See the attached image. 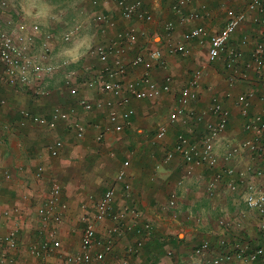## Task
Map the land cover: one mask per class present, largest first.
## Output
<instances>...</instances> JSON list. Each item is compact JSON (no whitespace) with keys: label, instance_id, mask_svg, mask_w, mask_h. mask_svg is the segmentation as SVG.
I'll return each mask as SVG.
<instances>
[{"label":"built area","instance_id":"obj_1","mask_svg":"<svg viewBox=\"0 0 264 264\" xmlns=\"http://www.w3.org/2000/svg\"><path fill=\"white\" fill-rule=\"evenodd\" d=\"M107 2L112 8L104 9L106 6L100 0H89L93 9L98 7V10L92 12V18L97 25L98 34L103 38L86 50L98 66L92 70H89V66L83 67V86L93 90L97 97L91 101L78 97L77 88L68 86L69 95L74 97L72 104H53L47 115L19 109L16 126L21 128L30 124L52 130L60 123L76 139H83L90 130L93 133L92 141L101 143L108 134L120 133L131 126L134 113L130 104L132 101H156L162 94L170 91V73L164 72L160 80L152 78L150 73L154 67L160 70L167 68L165 55L184 58L190 55L193 45L197 48L204 47L207 64L220 62L225 71L223 77L227 89L223 96L230 99L237 115L242 119L244 138L229 144L221 155L216 154L215 147L226 129L230 112L223 100L215 95L209 96L207 106L201 111L195 114L186 111L201 96L199 81L203 66L198 65L178 88L165 117L156 124L147 141L151 144L161 143L165 140L169 127L175 123L185 124V117H191L197 127L175 132L171 144L165 147L155 168L172 161L181 166L184 176H190L195 168L205 169L209 171V175L203 182V189L209 197L215 195L219 185L233 195L237 205L244 207L239 215H249L250 212L258 219H264V106L250 112L253 99L262 101L263 96L257 95L252 89L239 91L235 96L229 92L236 80L246 78V70L255 73L258 81H264V40L260 39L263 36L255 40L244 34L236 40L233 38L246 22V17L249 20L248 15L264 35V0H223L224 20L215 31H209L204 22L198 23L206 15L202 0H166V10L174 20L165 19L159 23L162 35H152V38L144 25L152 22L157 15L155 11L153 13V6L160 8L162 0ZM193 3H196V7H190ZM176 26L182 29L179 37L173 39ZM76 31L77 27H74L63 33L60 37L62 42H68ZM109 31L110 35L106 36ZM37 36L36 24L13 19L7 1L0 0V71L9 85L21 89L33 85L32 83H42L45 77H49L58 68V65L47 61L48 43L52 34L46 33L41 37L40 50L35 53L32 43ZM154 37H157L160 47L151 49L147 46L149 41L153 42ZM236 41L237 44L234 45ZM247 45H251V48L247 58L242 60L239 46ZM240 63L244 70L238 69ZM132 71L136 73L133 72L134 75L129 77ZM38 87L35 88V95H48L44 87ZM79 109L83 113H103L104 121L81 122L77 117ZM0 142L4 144V140L1 139ZM61 147L62 141L55 138L44 148L48 156L56 157ZM237 157L247 158V163L240 169L236 167V161L232 162ZM128 166L129 160L123 159L113 175L112 183L96 197L89 193L86 195L81 208L84 211L78 217L81 228L77 248L61 257L62 264H130L132 258L140 255L144 244L153 239L171 246L170 235L157 236L153 224L142 220L141 213L135 206L123 204L116 207V187H119L122 198L130 196ZM42 170V166H36L34 176L40 177ZM1 175L5 179L10 177L6 169L1 171ZM61 195V184L52 179L36 207L44 232L42 231L43 237L38 243L29 244L28 252L41 262L61 248L57 230L51 226L61 222L62 211L66 207ZM175 196L171 192L165 202V208L171 215L175 207ZM8 215V210L0 211L1 217L6 218ZM217 222L219 225L224 224L222 219ZM17 233L18 223L15 221L0 234V264H11L12 259L7 252L17 248ZM128 233L132 234V240L122 241ZM119 242L124 244L119 246ZM172 253V248L164 250L167 257H171ZM207 255L210 264H264V247L252 245L240 236L229 239L222 235L213 245L202 239L192 248L191 257L202 258ZM148 264L162 263H151L149 260Z\"/></svg>","mask_w":264,"mask_h":264},{"label":"crops","instance_id":"obj_2","mask_svg":"<svg viewBox=\"0 0 264 264\" xmlns=\"http://www.w3.org/2000/svg\"><path fill=\"white\" fill-rule=\"evenodd\" d=\"M52 1L64 4L71 3L63 4L57 13L51 15L48 13L49 6H45L42 3H50ZM77 1L39 0L35 3L36 7H30L31 10H25V13L23 11L18 13L19 11L15 9L16 14H12V17L17 20H27L25 18L31 14V18H33V20H30L31 22L42 24L47 29L54 27L58 32L56 40L54 39L55 41L50 43L52 54L49 57V61L51 64L53 62L58 65V68L53 72V78L49 85L53 89L51 93L53 101L62 99L68 94V84L76 87L78 91L80 90L79 76L81 78L82 73L80 67H78L79 56L86 50L88 45L90 46L93 42L103 38L98 34L92 18V12L98 10V7L95 9L90 8L87 2V8L85 7L84 11L77 4ZM162 1L164 6H167L166 0ZM202 2L206 15L198 23L204 22L205 24H203L206 25L209 31H215L224 20L223 0H202ZM100 3L106 6H103L104 9L112 8L107 0H100ZM72 5L73 8L70 9ZM190 7H196V3H193V6ZM9 8L8 6V10H10ZM26 14H28L27 17ZM86 14L88 20L84 18ZM158 15L161 17L160 21L155 15L152 22L144 25L153 36H156V34L162 35L159 23L165 19L174 20V17L163 7L159 8ZM49 16L51 17L49 18ZM248 17L249 20L246 17V22L233 35L234 40L242 34L251 37V40L263 36L260 39L264 40V35L251 22V16L248 15ZM71 20L74 21L70 23ZM90 21L94 24H90ZM74 27H77L74 36L68 42H62L61 35L69 30L71 31ZM178 27L180 26H177L176 30H174L173 39L179 37L182 28ZM108 33H111V31ZM236 44L237 41L234 45ZM148 47L151 49L160 47L157 37L153 38L152 44H149ZM193 47L191 54H196L197 52V54L203 56L198 60V64L203 66L202 76L199 81V87L202 88V91L200 90L201 96L199 100L192 102L186 108V111H192L194 114L201 111L207 106L211 95L223 100L224 104L229 108L230 116L226 129L215 147L216 154L221 155L229 144L244 138V133L241 129L242 119L237 115V111L231 104L230 99L223 96L227 88L223 77L225 71L221 63L207 64L204 49L197 50L195 45ZM239 47L242 50L243 60V58H247L251 45ZM165 59L167 68L163 71L158 67L152 68L151 77L160 80L164 72L168 73L170 71L173 74V70H178V76L184 79L186 74L181 69V66H173L172 64L175 63L167 55H165ZM238 69L244 70L241 63L238 64ZM133 72L136 73V71H132L129 74L130 76H128H133ZM246 74L245 79L234 82L232 87L229 88V92L232 96H235L239 91L252 89L257 95L261 94L263 96L262 101L257 99L252 101L250 112H254L264 106V81H258L257 75L250 70H246ZM180 82L181 80L177 84H180ZM32 84L35 85H27L20 90L14 89L5 81L0 71V100H5V105H0V140H4V144L3 142L0 143V211L2 209L9 211L8 217L3 218L0 216V234L4 233L13 222L16 221L18 223L17 248L7 252L8 257L12 259L11 264H62L61 257L67 253L74 252L78 244L81 228L78 217L84 211L81 208L88 194V192L84 191L82 183L86 180V183H89V194L94 195V197L98 196L108 185L107 181L110 177L107 178V176H112L120 160L127 157L130 158V167L127 169V174L131 181L132 193L128 198H122L119 187H116V207L125 204L135 206L138 210L140 209L139 211L142 212L141 219L152 221L155 224L153 226L157 236L166 234H160L158 229L169 230L165 232L168 235L170 234V244L172 245H163L160 241L153 239L144 244L140 255L132 258L130 264H148L149 260L151 261V256L155 257L154 261L157 263L170 264V257L164 254V250L168 247L172 248L176 257L182 258L183 255H188L187 258L190 264H210L208 255L202 258L191 257L192 248L202 239H206L211 244L222 235L233 239L232 236H228L229 233L233 236L246 238L248 241L264 243V219H258L255 216L251 218L246 213L244 216L241 214L240 216L239 213L243 211L244 207L237 205L235 200H233V195L226 190H224L225 197L221 199L220 191L223 188L219 185L214 195V201L217 206L212 208L210 197L199 186L200 178H202L201 183H203L208 177L209 171L195 168L191 171L190 176H184L182 171L180 174L174 173L169 176L166 171L154 176L150 174L151 171H154L157 159L145 147V142L147 141L143 140L146 137L144 132L149 129L148 127L145 129L139 125L132 124L128 130L112 133V137L107 136L101 143L94 142V144H90L89 139L84 140L85 138L80 143H71L67 130L60 123L52 130L30 124H26L21 128L17 127L16 121L19 118V109H27L31 113L41 115L49 113L50 106L46 108L42 101L43 99L32 96V94H35V88H39L38 84L43 86L45 84ZM171 89H173V82L170 86ZM151 102L153 101H150L152 105ZM146 103L145 100L132 101L130 103L134 111L136 110L134 121L139 117L140 119L145 118L144 120L150 117L149 107H142ZM185 118V124L175 123L169 127L168 132L171 136H174V133L180 129L185 130L189 129V127L192 129L197 127L191 117ZM56 137L62 140L63 145L58 156L50 157L44 147ZM118 139L121 140L118 141ZM139 140L142 142H139ZM110 151L116 154L117 159L111 158L112 153ZM118 159L120 160L118 161ZM114 160L117 162L114 163ZM235 161L236 167L240 169L247 163V158L237 157L232 162L234 163ZM84 162H89V168L85 171V174L80 175V167L83 168ZM38 165L42 166L43 170L41 176L36 178L33 173ZM4 169L10 173L8 179L3 178L1 175V171ZM86 173L89 174V178H84L87 175ZM51 179L61 184V196L66 203V207L62 211L61 222L51 225L57 230L61 248L41 262V260L29 254L28 246L33 242L38 243L43 237L41 233L42 231L44 232V228L39 222L36 207L46 193ZM106 179L107 181L104 183ZM171 192H175L177 196H175V207L171 211L172 215H166L167 219L160 211V205L168 198ZM88 207L90 209V204H88ZM215 216L219 217L218 219H222L224 224L219 225L217 217L214 218ZM175 218L176 220H174ZM169 221L173 222L171 223L172 225ZM131 240V233H128L122 239V241ZM122 244L124 243L119 242V246ZM181 258L180 261L182 260Z\"/></svg>","mask_w":264,"mask_h":264},{"label":"rangeland","instance_id":"obj_3","mask_svg":"<svg viewBox=\"0 0 264 264\" xmlns=\"http://www.w3.org/2000/svg\"><path fill=\"white\" fill-rule=\"evenodd\" d=\"M7 1V3H8V6L10 7L9 9V12H10V15H11V17L13 16L12 14H16L15 13V9H17L19 12L18 13H21L22 11L25 13V10H31L30 9V7H32V8H34V7H36V2H38L39 0H6ZM87 2H88V6L90 7V8H93V7H91V5H90V3H89V0H78L77 1V4H79V6H80V8H82L84 11H85V7L87 8ZM71 3V2H70ZM70 3H58V2H50V3H42V4H45V6H49V10H48V13L49 14H51V15H53V14H55V13H57V11H59V9H61V6L64 4V5H66V4H70ZM168 3V2H167ZM35 4V6H33ZM75 5H76V3H75ZM163 7V9L165 8L166 9V6H164V4H163V1L161 2V7H160V9ZM73 8V5L70 7V9H72ZM153 8H154V10H153V13H154V11H155V13H157V17H158V21H160V15H158V10H159V6H157V5H155V6H153ZM46 9V8H45ZM93 10V9H92ZM27 15L28 14H26V17H27ZM51 16H49V18H50ZM88 16H87V14L85 15V17L84 18H87ZM13 18V17H12ZM14 19V18H13ZM25 19H27V20H20V21H23V22H25V23H27V24H30V23H34V24H36L37 25V27H38V36H37V38L35 39V41H34V43H32V45H33V48H32V50H34L33 52H35V53H38V51L40 50V40H41V37L44 35V34H46V33H50V34H52V38H51V40H49V43H48V49H49V55H47V61L48 62H50L49 61V57H50V55L52 54V49H51V45H50V43L52 42V41H55L56 40V35H57V30H55V28L54 27H52V28H44L43 26H42V24L40 25V24H38V23H35V22H31L30 20H33V18H31V14H30V16H28L27 18H25ZM218 19H219V17H218ZM15 20H17V19H15ZM87 20H88V18H87ZM74 20H71L70 21V23L71 22H73ZM218 22V21H217ZM90 24H94L93 22H91L90 21ZM216 25H217V23H216ZM95 27L97 28V25L95 24ZM176 28H177V26L175 27V30H176ZM178 28H182V27H178ZM110 35V33H108V34H106V36H109ZM156 35H158V34H156ZM106 36L104 37V38H106ZM153 36H152V34H151V38H152ZM55 39V40H54ZM98 41H100V40H98ZM98 41H96V42H93L92 44H90V46L88 45V47L90 48L93 44H95V43H97ZM65 43V42H64ZM149 44H152V41L150 42L149 41ZM148 44V45H149ZM88 47L86 48V50L88 49ZM142 47H143V45H142ZM144 47H145V44H144ZM148 47V46H147ZM194 48V47H193ZM196 49L197 50H200V49H205L204 47H202V48H197L196 47ZM86 50H84L81 54H80V56H79V59H78V63H79V65H78V67H80V69H81V73H82V75H81V78H80V76H79V79H80V84H81V86L79 87V91L77 92V96L78 97H84V98H86V99H89V101H91V100H93V99H95L96 97H97V95H96V93L93 91V90H88V88H86V87H84L83 86V79H84V77H83V67H88L89 66V70H92V69H96L97 68V64L95 63V60L89 55L88 56V54H87V52H86ZM192 51H193V49H192ZM169 57V59H171L175 64H172L173 66H176V65H180L181 66V69L182 70H184V72H185V74H186V76H185V78L184 79H181V77L180 76H178V70H173V74H171L170 73V71H168V73H170L171 74V76H172V82H173V89H171L168 93H166V94H164L163 95V97L162 98H160L159 100L157 99L156 101H153V102H151L152 103V105L150 104V101H146L147 103L145 104V106L143 105L142 107H149V112H150V117H147L146 118V120H144V119H140V117L139 118H137L135 121L133 120L134 119V117H135V115H136V110L134 111V113H133V116L131 117V125L133 124V125H139V126H141V127H143V128H145V129H147V127L149 128L148 130H146L144 133H146V137H144V139L143 140H146L147 141V139H149L150 137H151V134L153 133V130H154V127L156 126V122H159L160 120H162L164 117H165V115H166V113H167V111H168V109L170 108V106H171V104L173 103V99H174V95L176 94V91L178 90V88L180 87V86H182L184 83H185V81H186V79H187V76L189 75V73H190V71L193 69V68H195L196 66H198L199 64H198V60L199 59H201L203 56H201V55H199V54H197V52H196V54L195 53H193V54H191L190 53V55L189 56H187V57H179V56H168ZM82 58H84V60H82ZM81 59V60H80ZM178 61H180L179 63H178ZM190 61V63L188 64V62ZM178 63V64H177ZM52 64H54L53 62H52ZM188 64V65H187ZM214 65V64H213ZM167 66V65H166ZM162 70V69H161ZM164 70V69H163ZM162 70V71H163ZM53 74L54 73H52L49 77H45L44 78V82H42V83H44L45 84V86H43L42 84L40 85V84H38V86H42V87H44V89H46L47 91H48V95L47 96H45V97H39V96H37V95H35V94H32V96L34 97V98H40V99H43L42 101H43V103H44V105H46V108L48 107L49 108V106H51V105H53V104H61V105H66V104H72V102L71 101H73V98L74 97H70L69 96V94L68 95H66V96H64L62 99H58V100H56V101H53V98L51 97V93H52V87H50L49 85H50V82H51V80H52V76H53ZM181 80V82H180V84H177V82H179ZM176 86V87H175ZM78 90V89H77ZM165 97V98H164ZM52 100V101H51ZM50 104V105H49ZM151 113H155V114H157L156 116H154L155 114H151ZM77 117L79 118V120L81 121V122H87V121H89V122H92V121H96L97 123L98 122H103L104 121V114L103 113H94V112H89V113H83L80 109L78 110V114H77ZM173 126V125H172ZM125 130H127V129H125ZM125 130H123V131H125ZM175 130H177V129H175ZM67 132H68V136H69V140H71V143H80V141H82V139H76V138H74V137H72V135H71V133L69 132V130L67 129ZM92 131H88V132H86V134L84 135V137L83 138H85L84 140H86V139H89V142H90V144H94V142L92 141ZM111 135H113L112 133H110V134H108L107 136L108 137H112ZM106 136V137H107ZM106 137H105V139H106ZM57 138V137H56ZM60 138V137H59ZM104 139V140H105ZM172 139H173V137L169 134V132L167 133V136H166V138H165V140L164 141H162L161 143H158V142H155V143H153V144H151L149 141H147V142H145L146 143V145L145 144H143V145H145V147H147V149L151 152V154H153L154 155V157H156V159H157V162H159L160 161V158H161V155H162V152H163V150L165 149V147H168L170 144H171V142H172ZM61 140V139H60ZM103 140V141H104ZM121 139H118V141H120ZM62 141V140H61ZM139 142H142L141 140H139ZM1 143V142H0ZM62 145H63V142H62ZM110 153H112V157L111 158H113V159H117L116 158V154L114 153V152H112V151H110ZM127 159L129 160V166H128V168L130 167V158H128L127 157ZM120 159H118V161H119ZM123 160V159H122ZM122 160H120V163H121V161ZM115 162H117L116 160H114V163ZM120 163H119V165H120ZM119 165H118V167H119ZM118 167L115 169V170H117L118 169ZM88 168H89V162H84V164H83V168H81L80 167V175H83V174H85V171H87L88 170ZM127 168V169H128ZM162 170V171H161ZM167 172L168 173V176L170 175V174H180V172H181V166L180 165H176V164H174L172 161L170 162V163H167V164H163V165H159L157 168H155L154 167V171H151V173L150 174H153V176L154 175H158L160 172ZM115 173V172H114ZM114 173H113V175H114ZM87 174V173H86ZM113 175L111 176V175H109V176H107V178L108 177H110L109 179H108V181H107V179L105 180V182L104 183H106V181H107V184H110V183H112V179H113ZM84 178H89V174H87L86 176H84ZM52 180V179H51ZM201 180H202V178H200V182H199V186L201 187V189H203V183H201ZM84 181V180H83ZM82 187H83V189H84V191L87 193H89V183H86V180L82 183ZM223 188V187H222ZM98 189V188H97ZM84 192V193H85ZM221 192V196H220V198L222 199V198H224L225 197V193H224V189L223 190H221L220 191ZM132 193V187H131V191H130V194ZM173 193H175V192H173ZM175 195L177 196V194L175 193ZM207 197V196H206ZM209 197V196H208ZM209 199H211V203H212V208H215L217 205H216V203H215V201H214V196H212V197H210ZM166 201V200H165ZM165 201L160 205V211H162V213H163V216L164 217H166V215H170V212L169 211H167V209L165 208ZM140 210V209H139ZM141 212V211H140ZM141 214H142V212H141ZM218 216V215H217ZM217 216H215L214 218H216ZM249 216L252 218V217H254L255 216V218H257L256 217V215H254L253 213H250L249 212ZM167 218V217H166ZM165 218V219H166ZM219 217H217V219H218ZM168 219V218H167ZM155 220V219H154ZM174 220H176V218L174 219ZM151 223L153 224V225H155L152 221H151ZM169 223L171 224V223H173V222H171V221H169ZM172 225V224H171ZM158 229V228H157ZM168 230V229H167ZM167 230H161V229H158V231L160 232V234H162V233H166L167 234V232L169 231H167ZM165 231H167V232H165ZM168 235V234H167ZM170 235V234H169ZM242 239H244V241H247V242H249V243H251L252 245H254V244H259V245H261V246H263V242H261V243H256V241H248L246 238H243L242 237ZM214 244V243H213ZM212 244V245H213ZM172 246V245H171ZM264 247V246H263ZM185 257H186V259H185ZM188 255H183L182 256V258L181 257H176V255L174 254V253H172V256L170 257V264H188L189 263V260H188ZM180 258L182 259L181 261H180ZM154 260H155V257H152L151 256V263L152 262H154ZM190 264V263H189Z\"/></svg>","mask_w":264,"mask_h":264},{"label":"trees","instance_id":"obj_4","mask_svg":"<svg viewBox=\"0 0 264 264\" xmlns=\"http://www.w3.org/2000/svg\"><path fill=\"white\" fill-rule=\"evenodd\" d=\"M4 78V77H3ZM5 79V78H4ZM5 81H6V79H5ZM68 86H71V87H74V86H72V85H69L68 84ZM11 87H13L14 89L16 88V89H19V88H17L16 86H11ZM25 87H23L22 89H24ZM20 90V89H19ZM78 91V90H77ZM67 93L69 94V90L67 89ZM67 94V95H68ZM70 96V95H69ZM70 97H72V96H70ZM3 100V103H1L0 105H5L4 103H5V100L4 99H2ZM72 102V101H71ZM128 130V129H127ZM229 237L230 236H232L233 238H236L237 236H233V235H231V233H229V235H228Z\"/></svg>","mask_w":264,"mask_h":264},{"label":"clouds","instance_id":"obj_5","mask_svg":"<svg viewBox=\"0 0 264 264\" xmlns=\"http://www.w3.org/2000/svg\"><path fill=\"white\" fill-rule=\"evenodd\" d=\"M164 74V73H163ZM166 94V93H165Z\"/></svg>","mask_w":264,"mask_h":264}]
</instances>
